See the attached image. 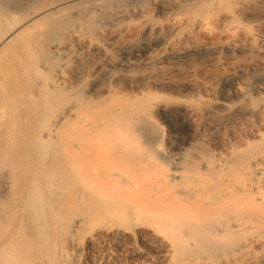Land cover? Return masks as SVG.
I'll return each instance as SVG.
<instances>
[{"label":"bare ground","instance_id":"1","mask_svg":"<svg viewBox=\"0 0 264 264\" xmlns=\"http://www.w3.org/2000/svg\"><path fill=\"white\" fill-rule=\"evenodd\" d=\"M193 5L239 35L197 47L178 24L167 33L151 19ZM263 43L264 0H0V54L20 65L0 61V264H38L24 230L45 221L40 180L50 195L62 191L52 210L62 264L122 241L160 249L159 264H264ZM200 67L206 94L143 92L178 90ZM89 69L115 82L93 88L98 98H82L75 83ZM239 73L250 90L218 99V83ZM38 118L49 120L39 137ZM57 145L68 159L58 179Z\"/></svg>","mask_w":264,"mask_h":264},{"label":"rangeland","instance_id":"2","mask_svg":"<svg viewBox=\"0 0 264 264\" xmlns=\"http://www.w3.org/2000/svg\"><path fill=\"white\" fill-rule=\"evenodd\" d=\"M151 19L153 22L158 23L163 28L164 32H167V33L171 31L172 25L178 24L179 25V28L177 31L178 34H181L182 37L186 38V40L189 43L197 47H201L205 45L221 44L223 42L230 40L232 35H235V36L239 35L238 30L234 28L224 30L221 22L214 20V19H208L206 13L203 10H201L197 5H193L191 7L189 6L188 8L187 7L179 8L176 11L168 15H164L161 12L156 11L153 13ZM249 26L250 27L252 26V28L254 27L253 29L251 28L252 30L256 29L255 25L253 24H250ZM250 27H249V30H250ZM20 45H21V42L17 43V45L13 47V50H17L18 48H20ZM263 53H264V43H263ZM10 54L9 52L1 53L0 61L10 62L13 67L20 66L19 64H17L16 59H13V57L11 56L12 54L11 55ZM21 59H22L23 65H26L25 59L23 57H21ZM123 66L126 67L125 65ZM157 66H160V65H157ZM199 69L200 70L197 71V73L196 72L189 73V74L187 73L186 75L188 77L185 74L182 75L183 78L178 77L181 79L179 81L182 82L183 80V82H185V85L183 84V82L182 83L180 82L181 89L179 88L178 90H172V89L162 90L159 88H153L152 90H145L143 92H151V93H156L159 95L172 96V97H177V96L179 97L180 96L181 97L191 96L192 97L193 95H197V94L203 95L204 90L206 88L203 86H202L203 88L197 87V86L199 85L201 86L200 82L203 80L205 72H204V68L200 67ZM88 72L90 73V74L88 73L89 75L86 73L85 77L78 79L75 82L76 86H78V91L82 98H85V97L86 98L87 97L98 98L99 89L93 90V88H101L103 85H106V84H113V85L115 84V82L112 79H109L108 76L103 75V74H100V75L95 74V72H97L95 69L93 70L94 73L92 72V69L91 70L89 69ZM199 72L200 74L203 75L202 79H201V76H199L198 74ZM245 74L239 73L238 80H236V83L234 85H229L227 87L228 84L225 86V84L222 82L218 83L216 88H214L215 96L220 100H228V99L231 100V98L234 99V97L236 96L235 94L237 93L240 94L241 92L243 93L248 92L250 90L249 89L250 83L248 79L249 77L247 76V74L246 75ZM195 76L199 77V79L197 78V80L194 79L195 81L194 80L192 81V79ZM184 77L185 78L187 77V78L184 79ZM178 78L176 79L178 80ZM69 80L71 82H74L72 79H69ZM189 81L194 82L196 86L195 87L193 86L194 88L193 87L188 88L190 84ZM196 81H200L199 85ZM206 90L204 94L207 93ZM128 91L132 92L131 90H128ZM256 96L257 95H255L254 98ZM105 98L109 99L108 97H105ZM59 105L55 106L58 110L59 108L62 107V105L61 107ZM56 108L54 109L55 114L58 113ZM155 121H156L155 129L157 133L160 134L161 138L164 140L165 135L167 134V127L162 122L161 118H155ZM48 122H49L48 119H41V118L33 120V131L35 132L34 134L38 135L37 137L40 136V132L42 128ZM70 125L71 124L69 122L68 125L64 127V132L65 130H69ZM63 152H64L63 149H60L59 145H57L52 154L53 159L51 157V166H52L51 172L53 173V175L57 177V179L58 177L60 178L62 175L67 174V171H68V159H67V156ZM39 164L40 163H38V159L37 160L33 159L31 171L33 173H38L39 171V173L37 174V178L41 174L40 170L43 169V167H41ZM40 181H41L40 188L42 190L43 201H45L44 202L45 221L42 227H40L39 224H36L35 221L29 222L30 223L29 225L26 223V226L28 225L26 229L28 230H26L24 227L25 229L24 231L30 232L31 236L32 237L34 236L32 240L34 239V243H35V244L31 243L33 241L30 242V245L33 244L34 249L29 250V252L33 254L32 256H34L33 258L36 259L35 262H37L38 264H62L59 257L61 254L60 251H62L61 249H63L64 246L66 245L65 244L66 240L64 236L59 235L60 223L58 224L56 223V221L54 220L55 216L52 214V210L56 208V205H53L54 200L55 198L57 200L62 199V196H63L62 191H58L54 193V196L53 194L50 195L51 193L48 189L47 184H45L43 180H40ZM29 187L30 186L28 184L26 189H28ZM61 189H64V185L61 187ZM23 197L26 200L29 199V194H27V191L23 192ZM23 202L24 200L22 201V203ZM69 212L70 211L67 212L68 215H69ZM82 213L83 211L81 209H77L73 214L70 212V215H71V218L73 217L75 218L76 216L81 215ZM19 219L20 218L17 217L16 219L12 220V224H13L12 226L14 225L16 226V224L19 222ZM27 222H28V219H27ZM41 229H43L44 231V235L42 237L39 236V232L41 231ZM88 231L89 230L87 229V225H86V227L83 228L80 231V233L82 235ZM25 234L27 235L29 233H25ZM159 250L160 249L158 248L154 249V246H151L149 244H137V245L131 244L130 245V243L127 241H122L119 243L112 242V243H109V245H106L104 247L96 246V247H92L91 249H89V251L87 252L85 256L86 258L84 259V262L81 264H142L141 262H145L147 258L152 260L153 264H159L163 260L160 255ZM33 251L35 252V254ZM108 252H111V254ZM109 255H111L110 258H109ZM258 257L259 256H257V258Z\"/></svg>","mask_w":264,"mask_h":264}]
</instances>
